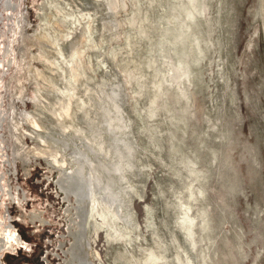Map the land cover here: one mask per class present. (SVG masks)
Masks as SVG:
<instances>
[{"label":"rangeland","instance_id":"374dc122","mask_svg":"<svg viewBox=\"0 0 264 264\" xmlns=\"http://www.w3.org/2000/svg\"><path fill=\"white\" fill-rule=\"evenodd\" d=\"M24 36L11 264H264V0H26Z\"/></svg>","mask_w":264,"mask_h":264},{"label":"water","instance_id":"95a60500","mask_svg":"<svg viewBox=\"0 0 264 264\" xmlns=\"http://www.w3.org/2000/svg\"><path fill=\"white\" fill-rule=\"evenodd\" d=\"M26 0H0V264H11L21 130Z\"/></svg>","mask_w":264,"mask_h":264},{"label":"bare ground","instance_id":"6f19581e","mask_svg":"<svg viewBox=\"0 0 264 264\" xmlns=\"http://www.w3.org/2000/svg\"><path fill=\"white\" fill-rule=\"evenodd\" d=\"M24 39H25V36H24ZM24 52H25V47H24ZM25 56V54H24ZM24 56H23V62H24ZM62 102V101H61ZM60 102V103H61ZM67 102V101H66ZM68 102H69V99H68ZM67 102V103H68ZM64 103V102H63ZM62 103V104H63ZM55 104V102L53 103ZM59 104V103H58ZM61 104V105H62ZM66 104V103H65ZM70 103L67 104V106L65 107H61V113H63L62 115H64L65 113V116L66 115H69V112H70V106H69ZM56 105V104H55ZM63 106V105H62ZM60 107V105H59ZM58 108V107H57ZM57 112V111H56ZM58 115V113L56 114ZM119 116V115H118ZM58 117V116H57ZM68 117V116H66ZM59 118V117H58ZM62 118V116H61ZM60 119V118H59ZM117 119V118H115ZM120 120V118H119ZM34 125V127H39V125H37V123L34 121L32 123ZM119 125V124H118ZM68 126V125H67ZM66 126V127H67ZM21 130H22V127H21ZM20 130V146H21V136H25V133ZM34 133V132H33ZM56 133V132H55ZM39 140L40 143L42 141H45L43 139V136H40L39 135ZM74 137V136H73ZM115 137V136H114ZM53 138V137H52ZM55 141V140H54ZM82 141V140H81ZM61 142V140H60ZM58 142V143H60ZM44 143V142H43ZM57 142H55L54 144H56ZM64 144V143H63ZM65 144H66V141H65ZM67 145V144H66ZM87 145V144H86ZM20 146H19V151H20ZM56 146V145H55ZM62 146V145H61ZM100 146H101V143H100ZM67 147V146H66ZM78 147V146H77ZM103 147V146H102ZM47 148V147H46ZM57 148V146H56ZM90 148V147H89ZM88 148V149H89ZM41 149V148H40ZM86 149V148H85ZM27 150V149H26ZM30 150V149H29ZM43 150V149H42ZM46 152H47V149H45ZM54 154L56 155L57 153H55L57 150L55 148L52 147V149ZM89 150H92L91 148ZM103 150V149H102ZM106 150V148L104 149ZM107 150H110V149H107ZM94 151V150H93ZM125 151V150H124ZM33 152V151H32ZM86 152V151H85ZM81 148L78 147V149L76 148L71 154H69V157L72 161L73 164H70V166L72 167V169L74 170L73 172L70 170H68L67 168H62L61 165H65L66 162L65 161H59L56 156H52L53 157V163L57 164L60 166L59 168V171L62 172V174H60V176H62V178H60V180L58 181V184H59V187L61 189V191L63 192V194H65L66 197H68V194L72 195L75 199V201L77 202H81L83 199L85 198H89V202L88 204H90L89 206L90 207H93L95 209V212L94 214L99 216L101 219V224H107V218H105L103 216V211L104 209L102 208H107L110 207V209L112 208V204L114 203V199L116 197H114V194H113V187H110L109 183H110V176L114 173L115 168L117 167L114 166L113 164L111 165V167H107L105 164H103L102 162H99L96 164L94 163V161L92 160V158L89 157V155L87 153H85ZM92 152V151H90ZM27 154V151L25 152ZM37 153V151H36ZM42 153V151H41ZM39 154V155H44L43 153L42 154ZM53 154V153H52ZM51 154V155H52ZM32 155V154H31ZM19 157H20V153H19ZM48 157V155H47ZM98 160V159H97ZM97 162V161H95ZM94 166L97 167V169L94 168ZM118 168V167H117ZM97 192H99V195L97 194ZM73 200V199H72ZM74 201V202H75ZM84 202V201H83ZM84 204V203H83ZM77 205V204H76ZM85 206V205H83ZM86 207V206H85ZM88 207V205H87ZM79 208V207H78ZM84 208V207H82ZM80 209V208H79ZM78 209V210H79ZM85 209V208H84ZM74 210V209H73ZM76 210V209H75ZM86 210V209H85ZM82 211V210H80ZM84 212V211H83ZM86 214H88L87 212H85ZM78 214V213H77ZM76 214V215H77ZM84 216V215H83ZM80 217V214L78 216V218ZM84 218V217H83ZM74 220V219H73ZM81 221V220H80ZM79 221V222H80ZM84 221V220H83ZM86 221V220H85ZM77 222V221H76ZM82 223V222H81ZM79 224V223H78ZM84 223H82V226H83ZM85 225V224H84ZM73 227V226H72ZM75 227V226H74ZM85 227V226H84ZM82 229V228H80ZM78 230V229H76ZM79 231V230H78ZM84 231V230H83ZM76 232V231H75ZM79 234V232H77ZM83 233V232H81ZM82 236V235H79V237ZM84 236V234H83ZM82 236V237H83ZM76 237V236H75ZM74 237V238H75ZM80 239L82 240V238L80 237ZM80 240V241H81ZM84 240V239H83ZM14 235H13V244H14ZM77 241L76 238L74 239V242ZM72 242V244L74 243ZM87 242V241H86ZM76 243V242H75ZM16 244V243H15ZM78 244V242H77ZM81 244V243H80ZM78 244V245H80ZM81 246V245H80ZM73 247V246H72ZM83 247V246H81ZM75 248V247H74ZM84 248V247H83ZM76 249H77V246H76ZM78 250H79V247H78ZM81 250H83L81 248ZM151 252V251H150ZM75 253V252H74ZM77 253V251H76ZM81 253V252H78V254ZM96 253V252H95ZM75 255V254H74ZM77 255V254H76ZM81 255V254H80ZM83 255V253H82ZM95 257V256H94ZM82 258V257H81ZM81 258L79 256L78 259H80L81 261ZM83 259V258H82ZM85 260H86V257H85ZM156 260H158V256L155 254V253H150L149 255H147L146 257V260H145V263L147 264L148 262H152V264H156ZM79 262V261H78ZM82 262V261H81ZM84 262V261H83ZM82 262V264H84ZM87 262V261H86ZM80 263V262H79ZM88 263H90L88 261ZM81 264V263H80ZM87 264V263H86Z\"/></svg>","mask_w":264,"mask_h":264}]
</instances>
